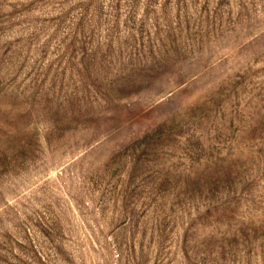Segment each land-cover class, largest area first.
<instances>
[{
  "label": "rangeland",
  "instance_id": "obj_1",
  "mask_svg": "<svg viewBox=\"0 0 264 264\" xmlns=\"http://www.w3.org/2000/svg\"><path fill=\"white\" fill-rule=\"evenodd\" d=\"M0 264H264V0H0Z\"/></svg>",
  "mask_w": 264,
  "mask_h": 264
}]
</instances>
